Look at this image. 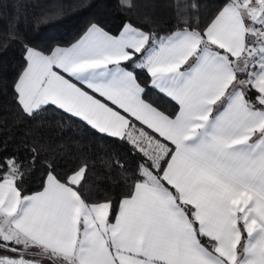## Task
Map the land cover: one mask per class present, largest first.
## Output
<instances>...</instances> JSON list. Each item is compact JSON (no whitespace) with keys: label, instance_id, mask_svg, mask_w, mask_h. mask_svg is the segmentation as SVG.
<instances>
[{"label":"snow or ice","instance_id":"snow-or-ice-1","mask_svg":"<svg viewBox=\"0 0 264 264\" xmlns=\"http://www.w3.org/2000/svg\"><path fill=\"white\" fill-rule=\"evenodd\" d=\"M198 10L176 0L165 31L92 23L69 46L23 44L13 87L34 127L27 156L0 143V264H264V0H223L204 24ZM19 39L9 29L0 47ZM50 109L139 156L118 205L84 196L87 165L62 175L41 159ZM38 164L41 190L28 194Z\"/></svg>","mask_w":264,"mask_h":264},{"label":"trees","instance_id":"trees-1","mask_svg":"<svg viewBox=\"0 0 264 264\" xmlns=\"http://www.w3.org/2000/svg\"><path fill=\"white\" fill-rule=\"evenodd\" d=\"M132 2L135 7L127 10L120 6V0H0V37L12 28H18L20 33L19 42H7L5 47H0V143H6L9 152L27 156L21 143L27 139L24 133L34 127L32 121L19 113L13 87L24 66L23 44L45 50L55 45L67 46L92 23L114 34L125 21L142 27L154 24L161 31L170 30L176 24V0ZM187 2L199 6L198 11H191L189 15L198 17L204 24L223 0ZM141 79L148 78L141 74ZM147 98L162 109L174 107L154 90L149 91ZM45 117L41 122L45 127L39 135L47 145L48 154L41 159L54 161L62 175L87 165L81 188L84 196L89 202L111 199L114 207L118 205L135 179L132 172L139 160L130 145L100 134L59 110L50 109ZM116 161L123 167H117ZM43 172L44 168L38 164L26 178L24 187L28 194L41 189Z\"/></svg>","mask_w":264,"mask_h":264},{"label":"crops","instance_id":"crops-1","mask_svg":"<svg viewBox=\"0 0 264 264\" xmlns=\"http://www.w3.org/2000/svg\"><path fill=\"white\" fill-rule=\"evenodd\" d=\"M88 27H89V26H88ZM88 27H87V28H88ZM87 28H86V30H87ZM86 30H85V31H86ZM85 31H84V32H83V33H82V34H81V35H80V36H79L74 42H72V43H75L78 39H80V38L83 36V34L85 33ZM72 43H71V44H72ZM71 44H69V45H71ZM69 45H67V46H69ZM55 46H56V45H55ZM53 47H54V46H53ZM40 190H41V189H40ZM40 190H39V191H40ZM35 192H37V191H35ZM32 193H34V192H32ZM32 193H29V194H32Z\"/></svg>","mask_w":264,"mask_h":264}]
</instances>
